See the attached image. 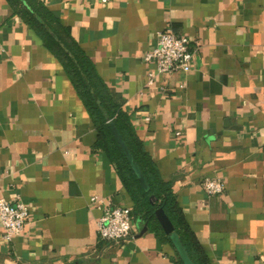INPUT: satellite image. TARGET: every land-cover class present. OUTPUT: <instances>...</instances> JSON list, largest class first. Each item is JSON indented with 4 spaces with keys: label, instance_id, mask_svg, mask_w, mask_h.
<instances>
[{
    "label": "crops",
    "instance_id": "crops-1",
    "mask_svg": "<svg viewBox=\"0 0 264 264\" xmlns=\"http://www.w3.org/2000/svg\"><path fill=\"white\" fill-rule=\"evenodd\" d=\"M36 1L118 96L209 263L264 264V0ZM14 5L24 2L0 0V197L29 215L9 242L0 227V264H175L162 228L133 211L64 67ZM165 27L197 47L186 73L143 60ZM205 177L224 193L207 195ZM93 196L131 210L129 239L98 238Z\"/></svg>",
    "mask_w": 264,
    "mask_h": 264
},
{
    "label": "trees",
    "instance_id": "trees-1",
    "mask_svg": "<svg viewBox=\"0 0 264 264\" xmlns=\"http://www.w3.org/2000/svg\"><path fill=\"white\" fill-rule=\"evenodd\" d=\"M23 2V8L14 5V9L23 16L29 17V25L64 67L96 128L97 145L107 152L133 199V211L152 228L161 231L154 216V210L161 208L192 263L210 264L198 242L189 232L170 185L161 180L154 163L135 137L126 115L121 110L118 96L110 92L102 82L90 60L72 38L68 28L62 26L38 1L23 0ZM110 125H113L124 141L148 185L147 191L143 190L131 170ZM149 196L154 197V203L149 202ZM165 238L169 241L168 235ZM175 264H182L179 257Z\"/></svg>",
    "mask_w": 264,
    "mask_h": 264
},
{
    "label": "built area",
    "instance_id": "built-area-1",
    "mask_svg": "<svg viewBox=\"0 0 264 264\" xmlns=\"http://www.w3.org/2000/svg\"><path fill=\"white\" fill-rule=\"evenodd\" d=\"M196 48L187 36L165 27L156 34L155 44L144 55L143 60L152 63L158 73H186L191 68V60ZM152 81L150 77L147 84L151 85ZM148 119L146 117V120ZM179 134L180 132L177 131L176 135ZM200 185L209 196L224 193V182L220 179L205 177ZM88 207L101 211L96 221V232L100 240L119 243L131 237L133 217L129 208L113 205L110 200L103 204V199L95 196L89 199ZM28 215V207L20 199L8 201L0 197L1 238L9 242L14 236L20 234L27 224Z\"/></svg>",
    "mask_w": 264,
    "mask_h": 264
},
{
    "label": "water",
    "instance_id": "water-1",
    "mask_svg": "<svg viewBox=\"0 0 264 264\" xmlns=\"http://www.w3.org/2000/svg\"><path fill=\"white\" fill-rule=\"evenodd\" d=\"M111 126L112 133L114 135V138L116 142L118 143L121 151L123 152L126 160L128 161L131 170L133 171L134 175L136 176L137 180L139 181L141 187L143 188L144 191L148 190V185L144 180V177L142 176L138 166L134 163L124 141L122 140L120 134L118 131ZM149 201L150 203H154V197L149 196ZM154 216L157 222L159 223L160 227L162 228L163 232L169 236V239L176 250V253L181 260L182 264H193L192 261L190 260L188 254L186 253L184 247L182 246L178 235L173 231V226L167 216L164 214L163 210L161 208H158L154 210ZM146 229V227L143 228V231Z\"/></svg>",
    "mask_w": 264,
    "mask_h": 264
}]
</instances>
